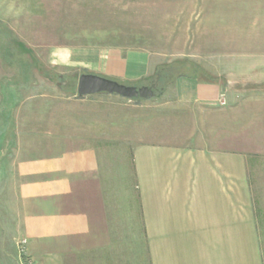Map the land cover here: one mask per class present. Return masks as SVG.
I'll return each instance as SVG.
<instances>
[{
	"label": "crops",
	"instance_id": "obj_1",
	"mask_svg": "<svg viewBox=\"0 0 264 264\" xmlns=\"http://www.w3.org/2000/svg\"><path fill=\"white\" fill-rule=\"evenodd\" d=\"M25 54L41 75L36 56ZM49 65L138 87L148 86L156 66L147 50L94 47H54ZM236 85L175 79L165 102L192 114L193 144L181 133L163 146L130 144L123 167L108 168L119 162L118 149L61 151L37 131L26 145L16 131L21 236L36 257L44 264H251L253 249L264 264L247 161L249 153L264 157V94ZM250 136L257 137L252 150Z\"/></svg>",
	"mask_w": 264,
	"mask_h": 264
},
{
	"label": "rangeland",
	"instance_id": "obj_2",
	"mask_svg": "<svg viewBox=\"0 0 264 264\" xmlns=\"http://www.w3.org/2000/svg\"><path fill=\"white\" fill-rule=\"evenodd\" d=\"M20 44L33 51L41 75ZM54 47L143 49L156 64L148 85L160 69L184 63L188 75L199 67L206 72L202 79L223 86L233 80L249 92L259 88L256 96L264 94V0H0V264L14 261L25 239L15 180L16 131L24 133L26 145H33L30 135L37 131L61 151L118 149L113 157L119 162L107 160L108 168L131 161L123 152L130 144L163 146L175 143L170 137L180 133L183 143L194 141L192 114L175 106L170 110L165 102V88L174 80H162L158 89L164 91L148 100L109 94L79 98L78 80L85 73L52 69ZM234 126L240 142V126ZM256 141L251 138V150ZM247 156L250 206L264 261V157ZM28 249L36 264H44L29 241ZM250 252L256 264L255 251Z\"/></svg>",
	"mask_w": 264,
	"mask_h": 264
},
{
	"label": "water",
	"instance_id": "obj_3",
	"mask_svg": "<svg viewBox=\"0 0 264 264\" xmlns=\"http://www.w3.org/2000/svg\"><path fill=\"white\" fill-rule=\"evenodd\" d=\"M158 73L156 81L148 86L124 85L116 80L95 74L85 73L79 77L77 85L78 97L84 98L98 94L118 95L129 100H148L155 97L159 88Z\"/></svg>",
	"mask_w": 264,
	"mask_h": 264
},
{
	"label": "trees",
	"instance_id": "obj_4",
	"mask_svg": "<svg viewBox=\"0 0 264 264\" xmlns=\"http://www.w3.org/2000/svg\"><path fill=\"white\" fill-rule=\"evenodd\" d=\"M20 49H22L21 51H23L25 53H28V54L30 53V55L33 57V51L30 50V49H28L24 44H20ZM186 66H188V65H184V63H183L180 67L171 66V67H168L166 69H164V68L160 69L158 71V73L161 74L160 79H159V85H160V82L162 80H168L170 82L172 80H175V79L181 78V77H185V76H189V77L198 79V80L203 81V82H209V83L210 82H217L214 79L213 80L202 79L201 75L202 76H206V72L205 73H204V71L201 72V69L199 67L193 68V70H192L193 72L188 75L187 74V71H183V70L187 69ZM158 73H157V75H158ZM60 78H62V77H60ZM63 78H65V77H63ZM66 80H68V79H66ZM155 81H156V79L154 80V82ZM74 91H75V89H74ZM157 91H160V92L158 93ZM163 91H164V89H158V90H156L155 97H157V95L160 94ZM136 100H138V99H136Z\"/></svg>",
	"mask_w": 264,
	"mask_h": 264
},
{
	"label": "built area",
	"instance_id": "obj_5",
	"mask_svg": "<svg viewBox=\"0 0 264 264\" xmlns=\"http://www.w3.org/2000/svg\"><path fill=\"white\" fill-rule=\"evenodd\" d=\"M218 105L225 106L226 100L225 96H221L218 100ZM28 249V240L24 239L18 244V260L19 264H36L35 261L31 258Z\"/></svg>",
	"mask_w": 264,
	"mask_h": 264
}]
</instances>
